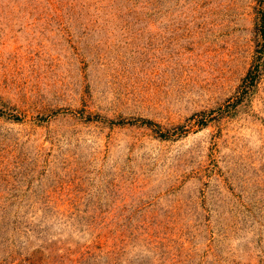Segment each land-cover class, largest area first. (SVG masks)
Here are the masks:
<instances>
[{
	"label": "rangeland",
	"instance_id": "rangeland-1",
	"mask_svg": "<svg viewBox=\"0 0 264 264\" xmlns=\"http://www.w3.org/2000/svg\"><path fill=\"white\" fill-rule=\"evenodd\" d=\"M0 264H264V0H0Z\"/></svg>",
	"mask_w": 264,
	"mask_h": 264
}]
</instances>
